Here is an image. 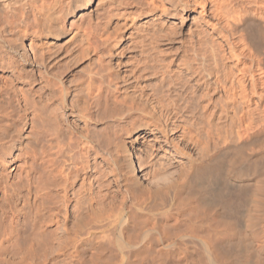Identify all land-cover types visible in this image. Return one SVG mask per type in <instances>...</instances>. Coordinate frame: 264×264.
Here are the masks:
<instances>
[{
	"label": "bare ground",
	"instance_id": "obj_1",
	"mask_svg": "<svg viewBox=\"0 0 264 264\" xmlns=\"http://www.w3.org/2000/svg\"><path fill=\"white\" fill-rule=\"evenodd\" d=\"M129 2L0 0V261L264 264V0Z\"/></svg>",
	"mask_w": 264,
	"mask_h": 264
},
{
	"label": "rangeland",
	"instance_id": "obj_2",
	"mask_svg": "<svg viewBox=\"0 0 264 264\" xmlns=\"http://www.w3.org/2000/svg\"><path fill=\"white\" fill-rule=\"evenodd\" d=\"M128 1H130L129 3L131 4V7L133 6V7H132L133 9H134V8H135V9H138L140 3L138 4V7H137V4H134V3L137 2V0H136V2L133 0V2H134L133 4H134V5L132 4V0H128ZM138 2H139V1H138ZM135 5H136L137 8L135 7ZM53 102H54V101H53ZM53 102H52V100H50V103H49L50 108L52 107V105H55V102H54V103H53ZM49 105H48V106H49ZM60 110H61V109H59V112H60ZM61 111H62V110H61ZM59 114H60V113H59ZM59 116H60V115H58V117H56L55 119H54L53 117H48V118H49V123L55 122V120L57 119V121H59V124H60V125H59V124L57 125L56 123H58V122L56 121V122L53 123V124H49V126L55 124V125H54L55 127H54V126H51L52 129H53V128L56 129L57 127L59 128V126H62V127H60L59 131H60V130H61V131H64L63 134H64V137L66 136V137H65L66 140L63 138V134H62V132H58V128L56 129V132H55V131H53V132H55V133L58 132V133H61L62 135L57 133V134L59 135V136H58L57 134H55V133H53V132H50V130L48 129V130H49L48 135L51 134V133H52V135L54 134L53 137H52V135L49 136V137H51V138H53V139H57V138H59V140L57 139V141L63 145L62 147H64V145L71 144V143H68V142L70 141V139H72L73 137H76V136H77L76 138L73 139L74 142H76V143L74 144L73 141H72V145H73V146L75 145V147H78V146H80L81 144H82L81 146L85 145V144H83V143H86L85 141L88 142V138H87V136L85 135L86 132H85L83 129H80V128L77 126V124L75 123L76 121H73V120H72V122H71L70 117H65V118H64V116H62V114H61V116L63 117V120H62V119H61V116H60V117H59ZM50 118H53L54 121L50 122V121L52 120V119L50 120ZM66 118H68V120H70V121H66V122L64 123L63 121H65ZM95 120H96L97 122H96ZM98 121H99V122H98ZM94 122H95V123H94L95 126H97L96 129H98V127L102 125V124H100L101 121L98 120V117H97V118H94ZM66 123H68V125H67ZM69 123H70V125H69ZM97 123H98V124H97ZM101 123H102V122H101ZM64 124H65V126H64ZM72 124H73V125H72ZM71 125H72V128H71V127H68V126H71ZM56 126H57V127H56ZM63 126H64V127H63ZM66 126H67L68 128H70V129H68ZM76 126H77V127H76ZM102 126H103V125H102ZM102 126L99 127L100 130H101ZM65 127H66L69 131L72 132L70 135H72V134H73V135L76 134V135L73 136V137L70 136V135L67 133L68 130H67ZM73 127H74V128H73ZM93 127H94V125L92 126V128H93ZM49 128H50V127H49ZM62 128H63L64 130H63ZM77 128H78V129H77ZM92 128H91V130H92L93 134H94V131H96L97 133H98V132H99V133L102 132V131H100V130L97 131L96 129L94 130V128H93V129H92ZM50 129H51V128H50ZM54 129H53V130H54ZM65 129H66V132H65ZM71 129H72V130H71ZM75 129H76V130H75ZM79 129L82 130L81 133H82V132H85V134H82V135H81V134L79 133V132H80ZM93 130H94V131H93ZM51 131H52V130H51ZM78 131H79V132H78ZM47 132H48V131H47ZM89 132H91V131H89ZM96 132H95V134H94L95 137H93L94 139H96V136H97V133H96ZM65 133L68 134V135H66ZM99 133H98V134H99ZM102 133H103V132H102ZM102 133H101V134H102ZM101 134H100V135H101ZM55 135H57L58 137L55 136ZM60 135H61L62 137H60ZM83 135H84V136H83ZM88 135H89V134H88ZM55 137H57V138H55ZM69 137H71V138H70L69 141H68L67 138H69ZM61 138H63V140H62ZM60 139H61L62 141L65 140L64 142H67V143L65 144V143L63 142V143H64V144H63V143L61 142ZM75 139H76L77 141H76ZM94 139H93L92 141H93V143H96V145H97V142H96ZM78 140H79V141H78ZM83 141H84V142H83ZM53 142H56V140H55V141H54V140H52V141L50 140V143H51V144H52ZM81 142H83V143H81ZM80 143H81V144H80ZM51 144H50V145H51ZM53 144L55 145L56 143H53ZM76 144H77V145H76ZM86 144H87V143H86ZM54 145H52V146H54ZM52 146H51V148L54 149V147H52ZM66 147H68V145H67ZM66 147H65V148H66ZM51 148H50V149H51ZM65 148H64V150H65ZM52 149H51V150H52ZM54 150H55V149H54ZM52 151H53V150H52ZM65 151H66V150H65ZM9 170H10L11 174L14 173V174H13L14 176H15V174H17V171L19 172V170H17V168H16L15 170H12L11 167H10ZM16 170H17V171H16ZM48 179H49V178H46V182H45V180H43V182H45V183L48 184V182H49V181L47 182ZM40 185H41V184H40ZM44 185H46V184L43 183V184L41 185L42 188L44 187ZM44 188H45V187H44ZM110 194H112V192H111ZM116 194H117V193H116ZM53 196H54V195H51V199L53 198ZM42 198H43V197H42ZM55 198H56V196H54V200H55L56 202L53 201V200H50V201L48 202V200H46V201H47V202H46L47 205L44 204V203H45V202H44V201H45L44 198H43L42 200L40 199V200L42 201V202H40V209L42 210V209L45 207L44 205H46V208H45V209H48L47 206H48L49 204H50V205H49L50 207L52 206V204H53V206H55L56 203H57V199H55ZM45 199H47V198H45ZM2 200H3V198H2ZM4 201H5V202H4ZM52 201H53L54 203H53ZM7 202H8V201H7ZM50 202H51V203H50ZM8 203H10V202H8ZM42 203H43L44 205H43ZM3 204H4V205L6 204V200H5V199L3 200ZM41 204H42V205H41ZM9 205H11V204H9ZM9 205H8V207H7V204H6L5 208H6V207L9 208ZM26 205H27V204H26ZM26 205H25L26 208L29 207V208H28V212H32V210H35V208H34L35 206L33 207V205H31V207H32V208H31L30 205H29V206H26ZM43 206H44V207H43ZM26 208H24L25 211H27ZM33 208H34V209H33ZM30 209H31V211H30ZM7 210H8V209H7ZM43 210H44V209H43ZM30 235H32V239H33L32 242H29V241L32 240L31 237H30ZM33 235H34V238H35V234H28V235H27L28 237H30V238L28 239V242L26 241L27 238L23 236L24 239L19 238L20 240L18 239V241L16 242V243H18L17 245H16V243H13V242H12V243H13V244L11 243L12 248H11V246H10V247L7 246L6 252H7L8 254L5 253L4 255H5V258H6V257L9 258V259H7V260H9V263L11 262V264H27V263H30V264H40V263L42 262V261L40 262V260H41V256H42V259H43V258L45 257L44 254H46V253L48 252V250H50V252H51V249H49L50 246H49V247H45L46 244H47V242H48V241L46 242V240H44L45 237L40 239V236L37 237V235H36L37 238L34 239V238H33ZM20 237H21V236H20ZM41 237H42V236H41ZM25 238H26V239H25ZM21 239L23 240V242H24V241H25V242H24V243H23V242H19V241H22ZM30 239H31V240H30ZM39 239H40V240H39ZM45 239H46V238H45ZM34 240H35V241H34ZM36 240H38V241H36ZM41 240H42V241L44 240L46 244H45L44 242H42ZM26 242H27V243H26ZM21 243H22V244H21ZM30 243H31V244H30ZM39 243H40V244L42 243V244L40 245ZM14 244L16 245V247L14 246ZM24 244H25V245H24ZM37 244H38V245H37ZM43 244H44V245H43ZM9 245H10V244H9ZM33 245H34V247H32ZM36 245H37L38 247H37ZM42 245H43L44 247H42ZM13 246H14V247H13ZM20 246H21V247H20ZM25 246H26V247H25ZM30 246H31V247H30ZM35 246H36L37 248H36ZM39 246H40L41 248H40ZM8 247H9V249H11L10 251H7V250H9ZM17 247H19L20 249H19V248H18L19 250L16 249ZM27 247H30V248H28V249H29L31 252L34 251L35 253L33 252L32 254H30L31 252L27 249ZM82 247H83V248H82ZM14 248H15V249H14ZM32 248H33L34 250H33ZM38 248H39V249H38ZM47 248H48V249H47ZM87 248H88V249H87ZM87 248L85 247V249H84V246H81V248L79 247L78 250H77L78 253L76 252V253H77L76 255H73V254H75V253H70V251H65L66 254L64 253L63 255L58 256V259H57V255H55L54 253H53V254H50V257L48 256L49 254H47V256H46L47 259H43V262H44V264H49V263H50V264H53V263H54V264H62V263H63V264H69V263H70V264H76V263H77V264H78V263H79V264H96V263H100V264H102L104 261H106V260H104V261L102 262L101 260H103V259H101V260L96 259L94 255H93V257H94V258H93V257H92V254H91L93 248H90V249H89V247H87ZM21 249H22V250H21ZM35 249H36V250H35ZM79 249H80V250H79ZM81 249H82V250H81ZM16 250H18L19 252H16ZM23 250H24V251H23ZM26 250H27V251H26ZM32 250H33V251H32ZM37 250H39V251H37ZM45 250H46L47 252H46ZM13 251H14V253H13ZM41 251H42V253H41ZM43 251H44V252H43ZM15 252H16L17 254H16ZM22 252H23V253H22ZM25 252L27 253V255L25 254ZM38 252H39V253H38ZM68 252H69V254H70L71 256H69ZM20 253H21V254H20ZM36 253H37L38 255H37ZM40 253H41V256L39 257ZM48 253H49V252H48ZM92 253H93V254L95 253L94 249H93V252H92ZM11 254H13V255H12L13 257L11 256ZM14 254H15V256H14ZM23 254H24V255H23ZM29 254H30L31 256H30ZM67 254H68V255H67ZM80 254H81V255H80ZM90 254H91V255H90ZM6 255H7V256H6ZM18 255H19V257H23V258H19ZM22 255H23V256H22ZM28 255H29V256H28ZM32 255H33V256H32ZM35 255H36V256H35ZM65 255L68 256V258H65V257H66ZM78 255H79V256H78ZM89 255H90V256H89ZM10 256H11V257H10ZM16 256H17V257H16ZM34 256H35V257H34ZM51 256H52V258H53V263L51 262V261H52ZM61 256H63L64 258L61 257ZM73 256H76V257H73ZM88 256H89V257H88ZM0 257H1V256H0ZM24 257H25V258H24ZM30 257H31V258H30ZM69 257H71V259H70ZM87 257H88V258H87ZM91 257H92V258H91ZM5 258H4V259H5ZM12 258H13V259H12ZM17 258H18V259H17ZM38 258H39L40 260H39ZM55 258H56L57 260H56ZM59 258H61V259H59ZM76 258H77V259H80V260L78 261ZM81 258H82V259H81ZM10 259H11V261H10ZM25 259H26L27 262L25 261ZM29 259H30V260H29ZM35 259H36V260H35ZM37 259H38V260H37ZM48 259H49V260H48ZM54 259H55V260H54ZM62 259H63V260H62ZM95 259L98 260V261H101L102 263H101V262H98V261H95ZM0 260H1V259H0ZM12 260H14L13 263H12ZM15 260H16V261H15ZM19 260H20L21 263L19 262ZM21 260H22V261H21ZM45 260H46V261H45ZM50 260H51V261H50ZM64 260H65V261H64ZM67 260H68V261H67ZM72 260H73V262H72ZM89 260H91V261H89ZM92 260L95 261V263H94ZM24 261H25V262H24ZM29 261H30V262H29ZM36 261H37V263H34V262H36ZM49 261H50V262H49ZM0 262H1L0 264H7V263H8V261H6V259H5V261H3V259H2V261H0ZM4 262H5V263H4ZM6 262H7V263H6ZM18 262H19V263H18ZM32 262H33V263H32ZM38 262H39V263H38ZM58 262H59V263H58ZM74 262H75V263H74ZM9 263H8V264H9ZM106 263H107V262H106ZM41 264H43V263H41ZM104 264H105V263H104Z\"/></svg>",
	"mask_w": 264,
	"mask_h": 264
}]
</instances>
